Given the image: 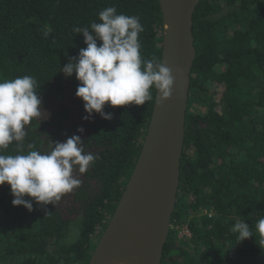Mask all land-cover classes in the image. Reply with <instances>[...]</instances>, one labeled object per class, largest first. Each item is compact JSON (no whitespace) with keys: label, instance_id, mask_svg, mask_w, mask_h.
Masks as SVG:
<instances>
[{"label":"trees","instance_id":"trees-1","mask_svg":"<svg viewBox=\"0 0 264 264\" xmlns=\"http://www.w3.org/2000/svg\"><path fill=\"white\" fill-rule=\"evenodd\" d=\"M107 7L138 16L142 56L162 59L158 0H0V80L33 76L42 98L23 143L4 154L47 153L78 135L99 157L87 173L74 170L81 186L55 206L33 201L29 212L0 186V264H88L137 161L156 90L141 106L106 105L110 120H85L80 82L60 72L87 47L73 29L100 22ZM192 33L179 185L160 264H264L255 231L264 217V0H200ZM241 220L254 234L243 242L231 231Z\"/></svg>","mask_w":264,"mask_h":264},{"label":"clouds","instance_id":"clouds-1","mask_svg":"<svg viewBox=\"0 0 264 264\" xmlns=\"http://www.w3.org/2000/svg\"><path fill=\"white\" fill-rule=\"evenodd\" d=\"M99 21L73 29L74 33L83 34L87 47L80 49L78 56L60 71L65 77L75 73L80 82L76 96L84 102V119L96 113L110 120L111 114L104 111L106 105H144L153 99V89L162 101L169 99L174 85L172 70L156 56H142L139 35L144 28L139 17L117 14L115 7H107L99 12ZM38 87L30 75L0 80V186L10 185L12 205H22L29 212L33 201L41 206H55L79 188L82 180L74 175V170L85 174L99 158L85 152L78 135L52 143L47 153L31 150L4 154L14 142L23 143L26 126L41 116ZM29 147L35 149V145ZM231 231L238 234L239 242L254 237L251 226L243 220L237 221ZM255 231L259 234L258 244L264 245V217L256 222Z\"/></svg>","mask_w":264,"mask_h":264},{"label":"water","instance_id":"water-1","mask_svg":"<svg viewBox=\"0 0 264 264\" xmlns=\"http://www.w3.org/2000/svg\"><path fill=\"white\" fill-rule=\"evenodd\" d=\"M164 26L161 62L172 70V95L156 90L149 126L127 185L88 264H160L175 208L190 72L193 14L200 0H158Z\"/></svg>","mask_w":264,"mask_h":264},{"label":"built area","instance_id":"built-area-1","mask_svg":"<svg viewBox=\"0 0 264 264\" xmlns=\"http://www.w3.org/2000/svg\"><path fill=\"white\" fill-rule=\"evenodd\" d=\"M182 232H183V234L186 235V236L189 235L188 230H187L186 227H184V228L182 229Z\"/></svg>","mask_w":264,"mask_h":264},{"label":"rangeland","instance_id":"rangeland-1","mask_svg":"<svg viewBox=\"0 0 264 264\" xmlns=\"http://www.w3.org/2000/svg\"><path fill=\"white\" fill-rule=\"evenodd\" d=\"M181 231V230H180ZM181 235H184L183 232L181 231L180 232ZM16 263V260H12L11 262H9L8 264H15Z\"/></svg>","mask_w":264,"mask_h":264},{"label":"bare ground","instance_id":"bare-ground-1","mask_svg":"<svg viewBox=\"0 0 264 264\" xmlns=\"http://www.w3.org/2000/svg\"><path fill=\"white\" fill-rule=\"evenodd\" d=\"M117 261H114L113 264H116Z\"/></svg>","mask_w":264,"mask_h":264}]
</instances>
